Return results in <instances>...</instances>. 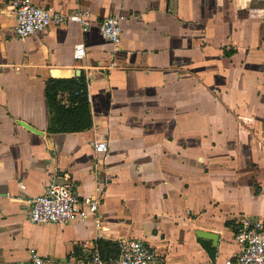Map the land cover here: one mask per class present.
Instances as JSON below:
<instances>
[{"label":"crops","instance_id":"0c3cea01","mask_svg":"<svg viewBox=\"0 0 264 264\" xmlns=\"http://www.w3.org/2000/svg\"><path fill=\"white\" fill-rule=\"evenodd\" d=\"M10 1L0 0V264H30L31 249L75 264L99 246L109 261L129 238L167 264L236 259L241 220H264V0H30L92 19L25 37ZM107 15L116 46L98 31ZM79 75L92 124L51 132L46 84ZM98 137L105 153L93 151ZM52 177L98 200L100 227L92 213L28 220L26 200Z\"/></svg>","mask_w":264,"mask_h":264},{"label":"built area","instance_id":"2783aa9c","mask_svg":"<svg viewBox=\"0 0 264 264\" xmlns=\"http://www.w3.org/2000/svg\"><path fill=\"white\" fill-rule=\"evenodd\" d=\"M14 12L15 34L25 37L50 24L66 21L76 22L82 30L90 25L92 13L89 9L76 8L69 12H60L49 6H39L30 0H11ZM100 35L115 46L120 40V25L117 18L107 15L97 23ZM83 44L75 45L74 57L83 56ZM18 68V67H16ZM87 89V80L85 79ZM95 154L107 151V139L94 138L90 141ZM28 203V220L32 223L64 224L76 218H84L92 213L95 226L100 227L96 210L98 200L94 197L79 198L73 190V184L67 180L58 181L52 177L45 186L43 193L30 197ZM234 240L240 245V252L236 259L226 258L222 264H264V220H250L243 218L240 227L234 233ZM118 255L105 261L99 251L90 252L87 257L79 258L75 264H167L166 261L143 240L137 238L122 239L118 245ZM51 260L40 256L31 249L30 264H46Z\"/></svg>","mask_w":264,"mask_h":264},{"label":"trees","instance_id":"16d2710c","mask_svg":"<svg viewBox=\"0 0 264 264\" xmlns=\"http://www.w3.org/2000/svg\"><path fill=\"white\" fill-rule=\"evenodd\" d=\"M46 97L51 110L50 131H81L91 126V113L87 97L85 78L79 75L73 79H54L46 84ZM227 225L229 222L226 223ZM114 247L113 257L118 255V245ZM213 257L215 248L205 245ZM110 252L99 246V252Z\"/></svg>","mask_w":264,"mask_h":264},{"label":"water","instance_id":"95a60500","mask_svg":"<svg viewBox=\"0 0 264 264\" xmlns=\"http://www.w3.org/2000/svg\"><path fill=\"white\" fill-rule=\"evenodd\" d=\"M23 125H25L26 127H28L30 130H33V131H37L39 133H41V131L35 129L33 126L29 125L28 123L24 122V121H20ZM197 235L199 236H202V237H207V238H210V239H214V236H211L210 233H205V232H202L200 231Z\"/></svg>","mask_w":264,"mask_h":264}]
</instances>
